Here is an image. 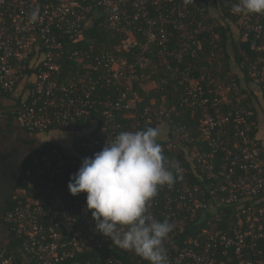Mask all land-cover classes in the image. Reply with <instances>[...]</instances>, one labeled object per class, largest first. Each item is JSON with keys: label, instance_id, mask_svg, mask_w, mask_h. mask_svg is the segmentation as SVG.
<instances>
[{"label": "built area", "instance_id": "1", "mask_svg": "<svg viewBox=\"0 0 264 264\" xmlns=\"http://www.w3.org/2000/svg\"><path fill=\"white\" fill-rule=\"evenodd\" d=\"M217 3L227 6L223 23L193 0H0V124L12 117L31 135L66 141L44 143L29 160L18 203L3 215L19 256L3 248L0 264H148L95 231L86 193L72 196L68 183L122 131L158 127L169 159L189 142L180 124L169 139V124L188 111L199 114L190 169L173 159L183 179L149 208L174 224L169 264H264V15L233 14L237 0ZM95 25L119 43L85 46ZM224 54L239 82L219 75ZM151 91L160 106L145 105ZM228 207L237 221L219 228Z\"/></svg>", "mask_w": 264, "mask_h": 264}, {"label": "clouds", "instance_id": "2", "mask_svg": "<svg viewBox=\"0 0 264 264\" xmlns=\"http://www.w3.org/2000/svg\"><path fill=\"white\" fill-rule=\"evenodd\" d=\"M231 11L264 15V0H237ZM37 18L34 10L30 20ZM160 135L151 126L120 132L93 157L84 158L68 183L72 196L86 193L95 231L148 264H169L165 243L174 230L169 219H156L149 212L151 203L161 188L183 178L179 163L163 154Z\"/></svg>", "mask_w": 264, "mask_h": 264}, {"label": "trees", "instance_id": "3", "mask_svg": "<svg viewBox=\"0 0 264 264\" xmlns=\"http://www.w3.org/2000/svg\"><path fill=\"white\" fill-rule=\"evenodd\" d=\"M193 2L199 4V5H204V6H208L209 4V0H193ZM222 6L224 8H226L227 6L225 4H222ZM87 35V41L85 42V46H89V45H101L102 47L105 48H109L111 46H115L119 43V37L114 36L110 31L108 30H103V29H99L97 28V26L95 25L93 28H90L87 30L86 32ZM227 40H222V45L226 46ZM239 46L240 44H233V50L235 53V59L237 61H240V51H239ZM247 47V46H246ZM206 48V54L209 53V48H207V46H205ZM223 60H224V65L222 66V70L221 72H219V75L222 77L225 76H229V79H234L236 82H239L237 75L232 74L231 71V67L229 66V63L231 61V57L229 54H224L223 55ZM201 65L206 68L209 67L208 63L206 60H202L201 61ZM212 73H216L214 71V69L212 70ZM170 88V87H169ZM172 89V88H170ZM144 96L146 97V103L145 105H148L150 100L152 98H156L157 99V103H155V106H160L161 105V101L159 100V98L161 97V94H159L157 91H151L149 93H144ZM175 100L174 98L171 97H167V101L165 103V105L167 107H171L172 105H174ZM8 127L11 128L13 126V119L12 117L9 118L8 120ZM178 124H180V126H184L185 127V132H188V139L189 142L185 143V147H183L182 149H180V151H178L177 153H169L168 157L170 160H177L180 162L181 166L185 167L186 169H190V165L188 164L186 157H187V150L188 148H191L193 146V144L190 142L192 139H197L199 137V133L197 131L198 125H199V114H195L193 118H191V112H185L183 117L178 118L174 123H170L169 124V139H173L174 138V134L175 133H182V129L180 126H178ZM2 130L3 127L0 124V138L2 135ZM160 140V137L159 139ZM200 144V143H199ZM42 150L41 146H36L34 147L23 159L22 165H21V173H20V180L19 182L15 185V187L13 188V190L11 191V193L9 194V196H7L6 199V210L11 209L12 207H14V205L16 203H18V201H15L12 199V195L14 193V191L16 189H18L19 187L23 186L25 183V177H24V171L28 165V162L31 158H33V156H35L36 154H38L40 151ZM183 179V178H182ZM188 180V179H187ZM189 183H195L197 182V179L194 178H190L188 180ZM199 182V181H198ZM199 184L201 185L202 182H199ZM211 217V214H207V218ZM237 221V218L235 217V210L232 207H228L225 210V216L222 218V220L218 223V227L219 228H227L228 226H230L231 224H235ZM201 227L205 226V223L200 224ZM9 236L7 238L6 241V245H5V249L10 251L15 252L16 256H19V253L17 252L18 246H19V241L14 237L13 234L9 233V231L7 230ZM193 232V229H189L187 231L186 234H191ZM3 249V248H2ZM1 250V248H0ZM20 264H23L20 262Z\"/></svg>", "mask_w": 264, "mask_h": 264}, {"label": "flooded vegetation", "instance_id": "4", "mask_svg": "<svg viewBox=\"0 0 264 264\" xmlns=\"http://www.w3.org/2000/svg\"><path fill=\"white\" fill-rule=\"evenodd\" d=\"M1 126L3 127L2 135L0 138V142L2 143L1 145H3L5 152L9 155L11 154L12 156H14L16 153L15 151L17 150V148L16 147L14 148L16 144L20 145V148L25 151L26 153L25 156H26L33 149V146H35L36 144L42 146L44 143H48V142L51 143L53 141V139L50 138V136H48L46 139V137L44 136L31 135L18 125L15 126L13 124V126L9 128L8 122H4L3 124H1ZM9 129L10 131H8ZM4 159H5L4 157L0 158V165L2 164ZM4 178H6L5 173L3 171H0V180ZM8 236L9 234L3 223V215H1L0 216V248L1 249L5 247Z\"/></svg>", "mask_w": 264, "mask_h": 264}, {"label": "water", "instance_id": "5", "mask_svg": "<svg viewBox=\"0 0 264 264\" xmlns=\"http://www.w3.org/2000/svg\"><path fill=\"white\" fill-rule=\"evenodd\" d=\"M9 124V123H8ZM10 131V129L8 130ZM0 142V158H5L0 165V171H3L6 178L0 180V216L6 212V199L10 191L20 180L21 165L25 156V151L16 144L15 155L7 154Z\"/></svg>", "mask_w": 264, "mask_h": 264}, {"label": "rangeland", "instance_id": "6", "mask_svg": "<svg viewBox=\"0 0 264 264\" xmlns=\"http://www.w3.org/2000/svg\"><path fill=\"white\" fill-rule=\"evenodd\" d=\"M209 5H210V15L215 16L216 18H219L220 20L223 19V16L225 14L224 7L220 6L217 3V0H212V1L209 0ZM223 21L221 20V23H223ZM232 80H233V78H232ZM3 123L4 122H2L1 124H3ZM15 126H17V125H15ZM16 128H19V127H16ZM36 146H39V145L36 144L35 146H33V148L36 147ZM181 147H185V144H182Z\"/></svg>", "mask_w": 264, "mask_h": 264}, {"label": "crops", "instance_id": "7", "mask_svg": "<svg viewBox=\"0 0 264 264\" xmlns=\"http://www.w3.org/2000/svg\"><path fill=\"white\" fill-rule=\"evenodd\" d=\"M254 89L257 90V88H254ZM256 98H258L257 95H256ZM259 136H260V138H262L263 141H264V119H263V118L260 119V130H259ZM51 138H52V137H51ZM46 139H47V138H46ZM52 139H53L52 142L58 143V144L61 145V146H62V145L64 146V145L66 144V141L64 140L63 137L58 136V137H53Z\"/></svg>", "mask_w": 264, "mask_h": 264}]
</instances>
